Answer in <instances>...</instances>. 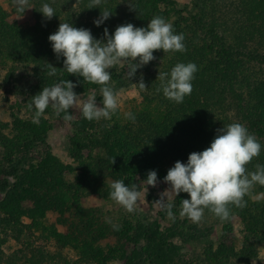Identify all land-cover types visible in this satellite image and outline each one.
I'll return each instance as SVG.
<instances>
[{
    "label": "rangeland",
    "instance_id": "rangeland-1",
    "mask_svg": "<svg viewBox=\"0 0 264 264\" xmlns=\"http://www.w3.org/2000/svg\"><path fill=\"white\" fill-rule=\"evenodd\" d=\"M40 1L29 0L32 9L25 10L20 17L11 0H0V7L6 14V22L20 25L25 31H29L32 39L36 40V46L34 45L32 50L34 54H42L38 49L39 45L44 52L49 51L55 55L48 37L58 30L60 23L67 22L77 28L83 26V28L90 29L92 34L96 30L101 32L107 28L109 34H113L118 25L131 23L136 27H147L151 20L142 9L134 10L132 0H105L100 7L107 8L112 12V15L108 19L109 24L103 23L97 27L93 23L97 19L95 8H87L90 0H42L43 3H49L55 9L56 15L51 20H46L43 14L41 17L37 16L35 3ZM158 7L160 11L169 13L170 17L167 21L172 25L179 18L177 11H182V28L179 29L180 31L176 30V33L184 34L185 30L196 31L189 12L193 11L191 0H163ZM199 33L201 34V32ZM181 53L155 51L153 55L156 59L140 68V76L133 77L131 80L127 76L126 63L112 68L111 75H121L117 80L111 78L108 85L119 93L118 109L109 119L102 118L99 121H88L83 118L81 105L83 100L89 96H95L97 104L102 106L100 92L102 85L87 83L84 82L83 77L68 74L63 70L64 57H60L59 60L52 56L43 59L34 57L28 61L27 69L17 62L9 61L4 65L0 59V219H10V215L8 216L7 212L4 213L5 207L8 204L12 205V199L15 198L12 197L13 187L20 177H25L23 178L25 186L17 191L20 206H13V209L18 210V213H15L16 218L13 220L16 221L17 217H20V225L12 227L6 223L5 227L0 226V264H25L26 258L33 261L27 264H34L38 259V250L48 252L52 258L45 261L44 264L52 262L54 264H79L80 258L70 250L59 251L54 242L44 240L40 232L34 228L39 220L36 216L28 214L31 209L36 210V201L32 198L28 200V158L34 161L29 165L30 169L34 167L33 163L36 165L41 163L44 166L45 160L49 156L56 160L49 165L50 168L56 170V176L53 177L54 184L60 183L61 186L57 190L47 189L49 197H43L44 206L48 204L57 207L64 203L63 208L66 209L67 206H72L75 202L78 206L77 212L83 220H87L89 215L95 211L96 215L94 214L93 217L98 215L102 219L98 218L100 222L91 224L89 227L95 226L92 228L93 232L95 229L96 233L99 232L104 236L96 245L97 248L100 247L103 255L112 249L122 247V249L130 250L133 247L131 243L126 242L127 240L120 242L118 237L111 234L112 224L124 228L128 222L138 230L141 225H155L156 223L162 225L164 230L168 229L178 234L176 238L169 240L175 255L173 264H264V236L250 223L245 222L234 208H232V216L228 221H221L209 210H205L202 221L197 224L179 215L181 200L190 198L187 193L182 192L179 196L172 197L175 204L173 208L174 221L153 203L160 198L159 194L169 187L163 180H159L157 186L152 187L147 186L146 180L127 182L124 179L126 185L137 184L141 193L137 209L133 213H128L123 207L112 201L109 198V193L101 195L99 192H94L99 189L96 182L98 169L96 170L95 164L98 160L108 158L104 148L106 144L110 143L106 134L101 132L102 129L110 122L127 125L131 122L125 117L127 112L139 114L141 117L147 107L155 112L159 104L164 103L167 98L164 97L162 91L159 93L156 91L153 82L159 81L157 79L159 72L165 70L170 72L178 63L176 60L179 55L183 54ZM47 64L57 68L55 76L47 75ZM244 64L239 85L249 83L248 79L252 76H254L252 79L263 78L264 64L252 60L250 62L245 60ZM12 67L15 68L16 84L8 77ZM141 77L146 85L144 90H141L137 85ZM19 80L20 83H17ZM60 80H70L77 84L74 91L81 95V102L68 110L73 119L65 122L63 120L64 113L57 116L49 107L41 117L40 123L34 124L32 122L34 109L29 110L27 107V103L33 96H25L22 94V89H18V87L21 84L25 87H33L32 93L35 96L42 91L43 87L51 86ZM246 87L248 86L246 85ZM231 115L236 118L234 113ZM133 125L136 132L141 127L140 123ZM244 125L249 127L248 123H244ZM200 126L203 127L202 121ZM262 139L261 141H264V138ZM8 145L12 148L7 149ZM40 174H44V172ZM114 181L116 180L113 178L108 179L109 185ZM255 189H257L256 186L248 197L253 204L263 206L264 193H255ZM42 190L45 189L42 188ZM47 216L45 219L47 225L53 226L59 223L57 213L52 212ZM71 219L74 224H79L81 217L73 215ZM109 219L112 224L106 222ZM59 230L67 233L65 227L59 226ZM105 257L107 256H101L98 259ZM90 264L99 263L97 260H92ZM102 264H123V262L107 260Z\"/></svg>",
    "mask_w": 264,
    "mask_h": 264
},
{
    "label": "trees",
    "instance_id": "trees-1",
    "mask_svg": "<svg viewBox=\"0 0 264 264\" xmlns=\"http://www.w3.org/2000/svg\"><path fill=\"white\" fill-rule=\"evenodd\" d=\"M162 2L163 0H132V6L135 11L137 8L142 9L151 19L158 15L168 20L169 13L159 10L158 6ZM42 4V0L35 3L38 17L42 15L38 11ZM191 4L193 11L189 12L198 32L185 30L186 51L182 52L183 54L181 53L182 55H179L176 60L178 63L192 62L198 67V71L194 74L195 79L192 81L191 95L186 96L179 104L167 99L159 104L155 112L147 107L142 117L134 114L135 122L131 121L125 126L117 122L108 123L109 125L101 131L106 134L110 142L104 144L108 158H99L101 160L95 164L96 170L98 169L96 182L99 189L94 192H99L101 195L108 194L110 192L108 179L111 178L125 179L127 182L144 181L151 170L157 172L158 180H163L168 169L173 167L176 161L187 163L190 153L201 152L209 147L217 135V130L233 122L243 125L248 123L249 132L254 134L262 145L260 155L254 158L247 168L254 171L256 164L264 165V141H261L264 138V75L263 78L254 79L252 76L248 79L249 83H243V85L238 83L240 75L243 74L245 60L259 61L264 64V0H191ZM100 8H95L97 18L103 9ZM181 14L182 11H177L179 18L173 23L175 32L182 28ZM104 23L109 24L108 20ZM103 34L104 31L96 30L92 35L96 36V39H103ZM32 38L29 31H25L20 25L7 23L6 14L0 7L2 64L5 65L9 61L17 62L27 69L28 61L34 57L36 59L51 58V56L57 58L49 51L44 52L39 45L38 49L42 54H34L32 50L34 45L36 46V40ZM14 69L12 67L8 77L16 84ZM138 76H140L139 69L134 78ZM120 77L121 75H111L113 80ZM17 83H20V80ZM153 85L157 89L160 81H154ZM19 88L25 96H34L33 87L29 88L21 84ZM232 113L236 118L231 115ZM201 121L203 127L200 126ZM134 123L141 124V127L136 126L140 127L137 132L134 131ZM10 148L12 147L8 145L7 149ZM112 158L115 159L114 164L110 163ZM54 161H56L55 158L49 156L44 166L41 163L39 165L33 163L34 167L29 169V165L34 161L28 158V200L32 198L36 201V210L31 209L28 214L36 216L39 220L34 228L40 232L44 240L54 242L59 251L70 250L80 258L79 264H90L92 260H97L99 264L106 263L107 260L121 261L123 264L174 263L175 255L169 240L176 238L178 234L168 229L164 230L162 225L156 223L141 225L136 230L127 222L126 226L119 227L118 231L112 228L113 236L118 237L120 242L127 240L126 242L131 243L133 247L130 250L122 249V247L112 249L103 255L100 247L97 248L96 245L104 236L99 232L96 233L95 229L93 232L92 228L95 226L89 227L102 219L98 215L93 217L94 214L96 215L95 211L87 220H83L77 212L78 206L75 202L66 209L63 208L64 203L57 207L48 204L44 206L43 197H49L47 189L57 190L61 186L57 182L54 184L53 177L56 176V170L49 167ZM42 172L44 174H40ZM23 178L25 177H20L18 184L16 183L13 187L12 197L15 198L12 199V205H6L4 210V213L7 212L8 216L10 215V219L1 218V227H5L6 223L12 227L20 225V217H17L16 221L13 220L16 218L15 213H18L13 206H20L17 191L25 186ZM255 186L257 187L255 193H264V186L259 184ZM248 196L245 197L246 207L233 208L245 222L250 223L264 236V205L253 204ZM52 212L59 216L57 226L45 223L47 215ZM73 215L80 216L79 221L82 224H74L71 219ZM59 226L65 227L67 233L61 232ZM37 254L38 259L34 264H44L52 259L48 252L38 250ZM105 255L107 257L98 259ZM24 262L27 264L33 261L26 258Z\"/></svg>",
    "mask_w": 264,
    "mask_h": 264
},
{
    "label": "clouds",
    "instance_id": "clouds-1",
    "mask_svg": "<svg viewBox=\"0 0 264 264\" xmlns=\"http://www.w3.org/2000/svg\"><path fill=\"white\" fill-rule=\"evenodd\" d=\"M104 2L105 0H90L87 8H100ZM12 5L20 17L25 10L32 9L29 0H12ZM38 11L46 20H51L56 15L55 9L49 3H43ZM111 15L112 12L104 8L93 23L99 27ZM48 40L57 59L64 57L63 70L83 77L84 82L102 85V106L97 104L95 96H89L82 102L81 113L88 121L109 119L118 109L119 93L108 86L112 68L126 63L127 76L131 80L138 69L156 59L153 55L155 51H186L184 34L176 33L173 25L158 15L150 20L147 27L126 23L118 25L113 34H109L105 28L103 39H96L90 29L73 27L72 24L64 22L59 24L56 32L49 35ZM46 67L48 76L57 74L56 67L51 64ZM197 71L195 63H177L170 72H159L157 79L160 85L156 91H162L164 97L170 101L182 103L193 91L192 81ZM137 85L141 90L146 89L142 77ZM76 87L77 84L70 80H60L43 87L27 103L29 110L34 109L32 122L39 124L49 107L57 116L64 113L65 122L71 121L73 117L68 110L81 102V95L74 91ZM125 117L135 122V116L131 112L125 113ZM261 150V143L245 125L239 122L224 125L217 130V135L209 147L201 152L190 153L187 163L178 160L168 169L163 181L169 187L153 203L174 221L175 204L172 197L183 192L190 198L181 200V217L198 224L202 221L205 210H209L221 221H228L233 207H246L245 197L255 185L264 186V165L256 164L254 171L247 168L260 155ZM110 163L114 164L115 159L112 158ZM146 183L147 186H157L159 180L155 170L149 171ZM108 195L128 213H133L137 209L141 193L137 184L129 186L124 180H116L110 184ZM106 222L112 224L110 219ZM112 227L119 230L116 224H112Z\"/></svg>",
    "mask_w": 264,
    "mask_h": 264
}]
</instances>
